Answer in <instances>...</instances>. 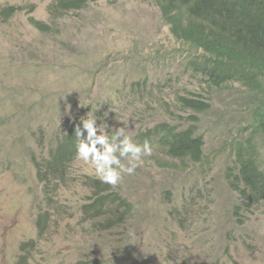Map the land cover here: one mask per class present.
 <instances>
[{"label":"rangeland","instance_id":"rangeland-1","mask_svg":"<svg viewBox=\"0 0 264 264\" xmlns=\"http://www.w3.org/2000/svg\"><path fill=\"white\" fill-rule=\"evenodd\" d=\"M54 1L0 0V10L16 7L0 20V264H264V203L237 217L243 201L229 178L245 139L264 170L248 90L205 93L184 65L191 48L171 35L153 0H105L59 18L50 13ZM191 93L208 97L211 110L185 108L180 98ZM89 112L107 135L125 127L139 145L163 123L194 125L204 161H180L155 145L115 187L136 214L114 227L84 212L97 178L79 161L51 205L38 168L46 170L43 158ZM43 213L49 231L39 239Z\"/></svg>","mask_w":264,"mask_h":264},{"label":"trees","instance_id":"trees-1","mask_svg":"<svg viewBox=\"0 0 264 264\" xmlns=\"http://www.w3.org/2000/svg\"><path fill=\"white\" fill-rule=\"evenodd\" d=\"M101 1L105 0H56L51 6L50 13L53 18H59L70 12L82 11L89 4ZM153 2L159 8L162 20L169 27L171 35L191 48L192 52L188 55L187 52L183 53L184 65L192 71L195 80L200 82L201 86L206 85L202 90L209 94L210 91L207 92V89L220 90L228 84H240L246 88L249 92L246 102L253 112L252 127L255 133L264 134V0H153ZM14 11V8L1 9L0 20L10 19L15 14ZM32 23L43 33L51 31L50 26L39 20L33 19ZM200 95L202 94L191 93L188 97L181 96L180 103L197 114L207 113L212 108L210 100ZM85 118L88 117L81 116L73 121L68 131L64 132L62 141L50 160L48 157L43 158L46 170L38 168L37 176L44 185V190H51L46 191L51 205L53 194L58 191L54 190L55 186L65 183L71 166L77 161L75 129L80 125L81 119ZM191 119L195 123L200 122L198 118ZM187 120L183 118V121ZM196 132L194 125L182 129L163 123L156 129L147 131L139 140L144 143L147 141L152 149L157 144H163L164 150H167L172 158L200 164L205 158V142ZM247 145L251 146L249 152L246 149ZM236 163L235 169H238V173L233 172L229 178L233 177L232 187L236 189L234 191L240 193L244 204L251 208L247 211L250 212L264 203L262 202L264 171L260 169L262 165L257 157L256 147L254 148L247 139L240 142ZM52 178L56 179L51 180ZM237 184L245 189L239 190ZM91 189L94 191L95 199L84 206V212L98 219L99 225L108 223L114 227L125 223L136 214L133 204L120 195L115 187L94 179ZM238 210H242V207ZM48 215L41 214L36 222L39 239L49 231V223L46 220ZM34 244L35 240L22 244V251L24 247Z\"/></svg>","mask_w":264,"mask_h":264},{"label":"clouds","instance_id":"clouds-1","mask_svg":"<svg viewBox=\"0 0 264 264\" xmlns=\"http://www.w3.org/2000/svg\"><path fill=\"white\" fill-rule=\"evenodd\" d=\"M11 8L16 10V7ZM87 117L81 119L80 125H77L75 129L76 159L83 165L90 167L96 178L102 183L116 187L125 175L135 173L136 169L143 163L144 158L152 155V146L147 141L143 145L134 143L131 136L126 134L125 127L115 128L113 134L108 136L105 131L106 124H103V127H101L102 124L97 125V118H93L90 112ZM260 169L264 171L262 168ZM233 172L237 174L238 169L232 170L229 174ZM233 182L232 177L230 186L234 191L236 189L232 187ZM244 189L245 187H239V190ZM239 207H242V210L239 211ZM238 208L235 211L237 217H242L243 212L251 209L244 204V201Z\"/></svg>","mask_w":264,"mask_h":264},{"label":"bare ground","instance_id":"bare-ground-1","mask_svg":"<svg viewBox=\"0 0 264 264\" xmlns=\"http://www.w3.org/2000/svg\"><path fill=\"white\" fill-rule=\"evenodd\" d=\"M201 23H203V21H202ZM203 26H204V25H203ZM212 46H213V45H212ZM198 49H199V47H198ZM208 49H209V48H208ZM212 49H213V48H212ZM198 52H199V51H198ZM202 52H203V51H202ZM202 52H201V53H202ZM201 55H202V54H201ZM211 59H212V57H211ZM217 59H218V58H217ZM217 59H216V60H217ZM217 61H218V60H217ZM212 63H213V62H212ZM191 72H192V71H191ZM228 85H230V84H228ZM198 86H199V85H198ZM209 86H210V85H209ZM202 87H204V86L202 85ZM199 90H200V89H199ZM197 92H198V91H197ZM200 96H203V95H200ZM200 96H199V97H200ZM203 97H204V96H203ZM195 99H196V98H195ZM198 102H199V101H198ZM200 103H203V101H202V102L200 101ZM204 104H206V103H204ZM196 133H197V132H196ZM110 194H111V193H110Z\"/></svg>","mask_w":264,"mask_h":264}]
</instances>
